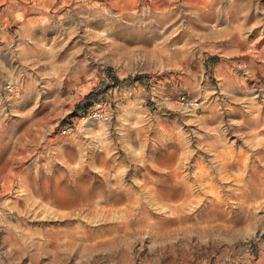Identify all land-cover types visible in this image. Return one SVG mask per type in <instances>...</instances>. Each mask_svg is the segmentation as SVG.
<instances>
[{
	"label": "rangeland",
	"instance_id": "374dc122",
	"mask_svg": "<svg viewBox=\"0 0 264 264\" xmlns=\"http://www.w3.org/2000/svg\"><path fill=\"white\" fill-rule=\"evenodd\" d=\"M120 93L180 148L126 158ZM0 264H264V0H0Z\"/></svg>",
	"mask_w": 264,
	"mask_h": 264
},
{
	"label": "crops",
	"instance_id": "0c3cea01",
	"mask_svg": "<svg viewBox=\"0 0 264 264\" xmlns=\"http://www.w3.org/2000/svg\"><path fill=\"white\" fill-rule=\"evenodd\" d=\"M203 45L205 49L207 46H210L209 43H203ZM119 100L121 103L115 120V128L118 134V148L126 158L128 157L137 162H144V158L142 157L146 156V152L149 156L163 153V150L167 147V140L170 141L169 147L175 150L180 148V126L176 120L170 121L173 125H170L168 132H165L164 130H166V128L163 125L164 118L162 119L155 114L148 113L147 109L142 107H140L139 110L132 108L128 109L134 107L136 103L133 102L134 100L131 101V99H128L126 96H122L121 93L119 94ZM122 103L125 104L122 105ZM207 118L208 116L198 119L190 118V122H194V124L200 123L202 119ZM92 135L95 140L98 139V134L96 132ZM102 146L103 147L100 148L98 145H93V150L89 151V153L93 155L89 157L93 165L89 163L88 169L92 172L98 171L101 173V171H103L101 164L96 161L100 159V157L101 159L109 160L110 157L112 159V149H114L112 143L105 140L104 143L102 142ZM79 154H83L85 159L86 148H84V146H79ZM238 169H243V167L240 165ZM84 171H86V168H84ZM150 181L137 178L136 183H138V186L148 187L153 185ZM175 184L176 182L174 181L173 185Z\"/></svg>",
	"mask_w": 264,
	"mask_h": 264
},
{
	"label": "built area",
	"instance_id": "2783aa9c",
	"mask_svg": "<svg viewBox=\"0 0 264 264\" xmlns=\"http://www.w3.org/2000/svg\"><path fill=\"white\" fill-rule=\"evenodd\" d=\"M177 104L184 109L195 111L199 109V103L196 100H191L184 96L178 98ZM114 110V104L111 99H96L91 102L86 110L76 114L74 119L78 125H84L90 122H109L114 117ZM74 126L75 123L71 122L62 129V133L72 132Z\"/></svg>",
	"mask_w": 264,
	"mask_h": 264
}]
</instances>
